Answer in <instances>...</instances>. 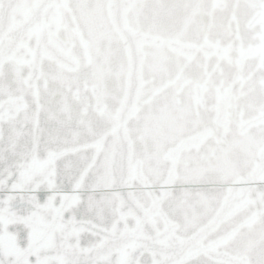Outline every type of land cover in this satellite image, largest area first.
I'll list each match as a JSON object with an SVG mask.
<instances>
[{"label": "snow or ice", "instance_id": "obj_1", "mask_svg": "<svg viewBox=\"0 0 264 264\" xmlns=\"http://www.w3.org/2000/svg\"><path fill=\"white\" fill-rule=\"evenodd\" d=\"M0 264H264V0H0Z\"/></svg>", "mask_w": 264, "mask_h": 264}]
</instances>
